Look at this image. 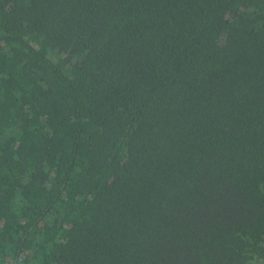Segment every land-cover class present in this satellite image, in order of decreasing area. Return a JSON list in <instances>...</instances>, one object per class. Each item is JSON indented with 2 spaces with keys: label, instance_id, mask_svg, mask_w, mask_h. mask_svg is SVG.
Masks as SVG:
<instances>
[{
  "label": "trees",
  "instance_id": "16d2710c",
  "mask_svg": "<svg viewBox=\"0 0 264 264\" xmlns=\"http://www.w3.org/2000/svg\"><path fill=\"white\" fill-rule=\"evenodd\" d=\"M264 262V0H0V264Z\"/></svg>",
  "mask_w": 264,
  "mask_h": 264
},
{
  "label": "rangeland",
  "instance_id": "374dc122",
  "mask_svg": "<svg viewBox=\"0 0 264 264\" xmlns=\"http://www.w3.org/2000/svg\"><path fill=\"white\" fill-rule=\"evenodd\" d=\"M257 264H264V262H263V261H260V262H258Z\"/></svg>",
  "mask_w": 264,
  "mask_h": 264
}]
</instances>
